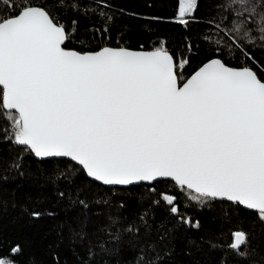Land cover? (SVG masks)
Instances as JSON below:
<instances>
[{
	"label": "snow or ice",
	"instance_id": "6c2138e0",
	"mask_svg": "<svg viewBox=\"0 0 264 264\" xmlns=\"http://www.w3.org/2000/svg\"><path fill=\"white\" fill-rule=\"evenodd\" d=\"M207 4L212 15L196 16L198 0H178L161 19L184 26L180 46L160 35L145 48L113 41L112 0H0V193L38 177L20 214L63 212L55 247L66 229L79 264H184L177 241L187 256L264 264L255 233L224 228L251 211L264 235V63L252 54L264 51V0ZM193 23L207 25L195 38ZM15 196L0 198V216ZM193 208L219 230L200 232ZM23 255L0 229V264Z\"/></svg>",
	"mask_w": 264,
	"mask_h": 264
},
{
	"label": "trees",
	"instance_id": "16d2710c",
	"mask_svg": "<svg viewBox=\"0 0 264 264\" xmlns=\"http://www.w3.org/2000/svg\"><path fill=\"white\" fill-rule=\"evenodd\" d=\"M112 2L123 11L118 16L116 23L112 27L113 41L115 42L116 33H121L123 40L128 41L129 47H138L143 44L145 48L150 46V42L153 37H159L164 35L168 38L169 47H179L183 36L185 35L184 26L178 23L169 22L161 19L171 17L175 14L178 0H112ZM199 7L195 10L196 16H208L212 15V12H206L205 8L208 6L207 0H198ZM139 14V15H137ZM85 23L81 20V25ZM204 24H190L187 31L191 33L195 38L196 33L201 28H206ZM253 56L257 61L264 63V51H253ZM200 57H194V62L199 60ZM255 67V65H253ZM6 151V145L0 144V152ZM27 160L28 158L25 157ZM33 170L36 169L35 162L31 163ZM38 177H17L14 181H10L3 187L8 191L0 193V198H5L12 188L16 190V202L17 207L11 208V201L9 200V211L0 216V229L3 230V235L7 239H11L13 242L19 241L24 245V255L22 260L28 261V264H56L52 253L56 252L59 255V264H79L76 256L73 254L74 250L79 252L82 256L84 249L79 244L73 245L68 237L65 229V238L59 243V247H55L57 241L54 224L57 220L62 219L63 212H60L57 217H46L41 220L29 222L26 215L20 214L19 204L25 201V194L35 193L38 190L37 183ZM45 192H50V185H45L42 189ZM194 217H199L204 229H212L213 231L219 230V221L213 220V212L207 209L192 210ZM251 211L242 213L245 217L242 223L237 225L235 221L232 223H225L224 228L230 229L234 227H242L249 233H255V239L249 237L250 243L258 244V251L264 254V235L260 232V225H253L248 217H251ZM199 233L193 232V235ZM230 239V237H229ZM51 246V247H50ZM6 247V246H5ZM205 247H207L205 245ZM181 249V243L177 241L176 252L174 253L176 261H182L184 264H191L196 259L200 261V264H219L222 256V250H215L207 253H194L193 256H187ZM105 257H98L93 264H100V261ZM107 259H114L107 257ZM227 264H237L236 257L230 254L227 258ZM175 264V262H174ZM241 264L246 262L241 261Z\"/></svg>",
	"mask_w": 264,
	"mask_h": 264
}]
</instances>
